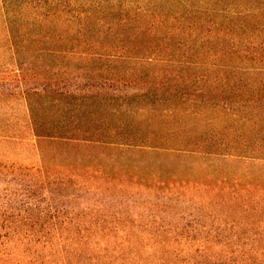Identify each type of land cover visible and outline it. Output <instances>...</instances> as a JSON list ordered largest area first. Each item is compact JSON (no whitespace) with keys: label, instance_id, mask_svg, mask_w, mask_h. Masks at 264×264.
Here are the masks:
<instances>
[{"label":"trees","instance_id":"16d2710c","mask_svg":"<svg viewBox=\"0 0 264 264\" xmlns=\"http://www.w3.org/2000/svg\"><path fill=\"white\" fill-rule=\"evenodd\" d=\"M0 56L11 59L15 79L0 80V113L8 115L12 109L8 98L19 102L29 131L27 142L36 138L32 143L39 156H33L37 168L0 163V175L6 178L1 182L14 184L0 188V264H152L143 253V247L149 252L152 247L144 246L141 236L81 234L64 227L83 223L71 216L52 185H64L70 178L84 183L85 174L96 170L84 157L67 156L59 164L55 155L46 156L35 145L51 140L66 148L91 143L142 147L125 122L112 129L119 142L94 135L75 137L94 131L93 126L96 132L105 131L85 112L93 106L115 109L116 98L104 91L113 83L143 78L157 85L150 96L152 108L124 102L121 115L136 120L147 115L145 110L158 115L165 111L169 117L191 113L181 105L191 97L179 83L192 84L196 96L215 90L231 93L238 108L221 105L217 118H233L244 124L242 129L248 125L252 136L232 141L235 153L225 156L249 159L264 169V0H0ZM191 56L200 60L191 61ZM103 61L120 64L111 77L115 82L99 80L100 72L115 69H103ZM191 66L230 70L233 76L226 80L181 73ZM207 82L212 83L208 91ZM122 126L124 133L114 129ZM1 130L5 131L0 122ZM11 138L17 139L0 134V143ZM226 144L221 140L217 149ZM168 148L179 149L164 147Z\"/></svg>","mask_w":264,"mask_h":264},{"label":"rangeland","instance_id":"374dc122","mask_svg":"<svg viewBox=\"0 0 264 264\" xmlns=\"http://www.w3.org/2000/svg\"><path fill=\"white\" fill-rule=\"evenodd\" d=\"M189 60L200 59L191 56ZM101 64L103 69L109 65L115 69L100 72V81L112 80L121 68L118 62ZM13 68L9 57L0 56L1 81L15 80L11 75ZM185 72L226 80L233 76L230 70L210 72L201 66L181 71ZM113 84L104 91L109 92V98H116L112 105L115 109L93 106L85 112L90 113L87 116L91 122L102 125L105 131L96 132L97 127L93 126L94 131L75 137L94 135L119 142L120 139L114 140L116 131L112 129L125 122L132 135L137 136L136 144L142 147L133 150L91 143L66 148L65 143L41 139L35 144L45 150L46 156L55 155L58 163L67 156L73 160L84 157L82 160L96 170L92 175L85 174L84 183V179L74 183L70 178L64 185H52L55 196L71 216L83 223L64 227L81 234L141 236L144 246L152 247V252L143 247L144 257L152 258V264H264V169H259L263 165L225 156L227 152L235 153L232 141L248 140L252 133L248 132V125L242 129L244 124L233 118L218 120L215 112L221 105L237 109L236 98L228 92L208 91L206 87H211V82L205 83L208 93L197 96L190 88L192 84L179 83L178 88H184L191 97L181 105L190 108L191 113L169 117L165 111L158 115L145 110L148 116L136 120L121 115L124 102H132L133 106L148 103L147 108H152L150 96L157 85L145 83L143 78L118 83L119 86ZM114 88L118 93H111ZM148 92L149 98L144 96ZM193 98L197 100L192 101ZM9 100L7 104L13 107L8 115L0 113L5 130L0 134L17 139L0 143V163L14 161L18 167L37 168L39 156L33 148L36 138L27 142L25 116L19 111V102ZM176 109L171 108V113H177ZM114 129L118 133L127 130L126 126ZM221 140L227 144L217 149ZM168 146L179 149H164ZM35 154L37 157H33ZM4 179L0 175V188L14 187L1 182Z\"/></svg>","mask_w":264,"mask_h":264}]
</instances>
